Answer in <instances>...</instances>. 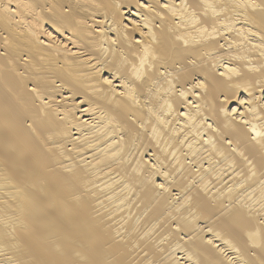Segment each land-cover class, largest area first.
Wrapping results in <instances>:
<instances>
[{"label":"bare ground","instance_id":"1","mask_svg":"<svg viewBox=\"0 0 264 264\" xmlns=\"http://www.w3.org/2000/svg\"><path fill=\"white\" fill-rule=\"evenodd\" d=\"M0 264H264V0H0Z\"/></svg>","mask_w":264,"mask_h":264}]
</instances>
